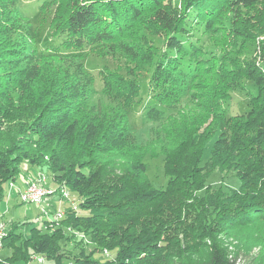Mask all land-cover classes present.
<instances>
[{
	"label": "trees",
	"instance_id": "1",
	"mask_svg": "<svg viewBox=\"0 0 264 264\" xmlns=\"http://www.w3.org/2000/svg\"><path fill=\"white\" fill-rule=\"evenodd\" d=\"M15 3L0 0V200L26 163L75 197L77 210L67 205L57 221L86 228L113 253L102 264H264V0H41L43 18L54 7L49 27L60 38L44 50ZM241 45L253 46L250 58ZM87 53L124 59L125 74L99 71L108 104L89 103ZM142 84L154 102L142 108L157 127L164 188L151 184L150 149L130 130ZM244 84L254 88L247 110L226 115L222 104ZM216 170L234 172L239 187L206 184ZM4 222L0 249L9 238L12 252L0 264L97 263L81 247L64 251L59 227Z\"/></svg>",
	"mask_w": 264,
	"mask_h": 264
},
{
	"label": "rangeland",
	"instance_id": "2",
	"mask_svg": "<svg viewBox=\"0 0 264 264\" xmlns=\"http://www.w3.org/2000/svg\"><path fill=\"white\" fill-rule=\"evenodd\" d=\"M15 2H16L15 3L16 6H18L20 11L23 14L29 16L30 18L29 28L31 35L34 37V45L41 50H44L45 48H49L52 46H58L60 43V38L51 36V29L49 27V21L52 16L54 7H51L43 18L38 10V5L41 2V0H15ZM198 37L199 39H201V43H204L207 50L209 51L217 50L216 49L217 46L210 39H208V36L205 33H200ZM238 46H240V44ZM87 49L88 48H85L83 53L86 52ZM252 49L253 46L251 45H247L246 48L242 46L241 59L250 58L253 53ZM223 52L226 53V55H228L226 51ZM83 61L86 66V69L91 71L95 78V87H94L95 93H92L90 96V100H89L90 105H95L98 102H102L104 105L108 104V101L105 99V97L101 95L100 89L102 87V84L100 82L99 71L105 65L114 69L115 71H118L121 74H125L124 67L126 66V64L124 62V59H119L118 57L116 59L111 57H99L93 53H87L85 54ZM261 63H263L264 65V61ZM150 69L151 68L148 67L144 70L142 69L138 70L137 73H139L141 70L142 71L138 74L137 79L145 83L148 80ZM244 85L246 87L245 90L240 87H234L232 89V94H231L232 96L230 100L222 104V108L226 112V115L243 113L247 110L249 95L246 92L251 91L252 93H254V88H252L250 84L248 85L244 84ZM139 100L140 103L137 105L136 108H134L133 112L129 116V120L131 123L130 130L133 132V135L135 136L138 145H141L143 148H145V145H148L150 149L148 153L144 156V162L147 165L146 173L151 181V184L156 188H164V186L167 183L168 177L164 175V171H163V162H162L163 155L160 153L159 146L156 145L157 143L154 142L151 134L152 128L155 130L157 129V127L156 125L147 123L143 114L142 107L144 106L146 107L147 105L150 106L154 104L152 100H148L147 98L145 84L141 85ZM209 148H210V143L207 144L203 152V161L209 156ZM26 165H27L26 163L21 164L20 175L15 181L16 183H14V188L12 187L13 193L16 194L17 192V194L14 198L10 199L11 204L8 213L6 212V207H8V205L6 207L4 206L6 200L4 198L0 200V214L6 212V214L3 215V219L6 221V223L16 222V221L26 222V221L35 220L38 227L41 229L40 230L41 232L53 231L55 230V228L59 227L62 230H61V234H59L60 237L58 238L57 241H59L64 251H69V252L71 251L73 253L79 251V248L81 247L85 253L91 254V257L97 261L96 264H102L108 259V257H111L110 254L112 255L113 253L111 252L105 253V251L102 252L103 249L101 250L100 247H97L91 242L90 240L91 235L90 233L85 231L86 228H81L79 229V231H77V230H73L71 227H64L63 225L58 223L57 219L55 218L56 206L47 208L46 209L47 214H43L39 209V206L20 202L18 197L19 196L18 189H20L21 186L23 185L22 177L28 176L29 174H32V172H34ZM33 174L35 178L39 174L41 176H44L45 186L54 189L56 191V193L54 191V194L52 196V198L54 199L56 198V200H52V198L51 199L45 198L41 203V205H46L48 203H50L51 205L53 204L61 205L63 203L62 206L63 208H66L67 205H70L69 201H64V197H62L60 194V190L65 187H60L58 189L57 185L52 183V181H48V177L49 178L51 177L49 176L50 175L49 172L43 169ZM221 180L225 186H229L230 188L235 189L238 188L240 185L239 179L235 176L234 172L230 171L228 173H224V172L221 173L218 170L212 172L210 175L206 177V184L218 186L221 183L220 182ZM56 189H58L59 191H57ZM14 190H16V192ZM69 194L71 195V193ZM77 205L78 204L76 201L75 207H78ZM4 220L1 221L5 224ZM6 225L7 224H5V228H7ZM5 232L7 235V229L5 230ZM228 241H230L231 243H235V241L232 239H229ZM2 242L3 240L0 242V247L2 246ZM8 242H9V238L8 240H6L4 246L0 249L1 260H3L5 256L10 255L12 252L11 248L5 247V245ZM229 249L232 250V247L230 246ZM6 264H11V263H9L8 261ZM27 264H53V262L47 260L44 257L43 263H38L35 259H33L29 261Z\"/></svg>",
	"mask_w": 264,
	"mask_h": 264
},
{
	"label": "built area",
	"instance_id": "3",
	"mask_svg": "<svg viewBox=\"0 0 264 264\" xmlns=\"http://www.w3.org/2000/svg\"><path fill=\"white\" fill-rule=\"evenodd\" d=\"M33 179H36L34 174H29L28 176L22 177V182L24 184H27L28 190H29V197L28 199H21V197H19L20 201L24 202V203H28V204H34L36 206H39L40 210H46L47 208L51 207V204H46V205H39V198H45V197H52V193L48 192V191H43L41 190V187H34L33 186ZM11 191H13V189L11 188L10 184L8 186V197H10ZM16 192V190H14ZM17 194V192H16ZM70 201V207L71 204H76V200L75 199H70V198H64V201ZM63 204V203H62ZM61 205H55L56 206V219H61L64 214H65V209L62 207ZM49 206V207H48ZM3 214H0V220H3L2 218ZM2 229H7V228H1L0 227V233L2 232ZM106 253L107 250H106ZM37 260H40V257L36 258Z\"/></svg>",
	"mask_w": 264,
	"mask_h": 264
},
{
	"label": "bare ground",
	"instance_id": "4",
	"mask_svg": "<svg viewBox=\"0 0 264 264\" xmlns=\"http://www.w3.org/2000/svg\"><path fill=\"white\" fill-rule=\"evenodd\" d=\"M45 177L44 176H41L40 174L38 176H36V179H33V186L34 187H41V190L43 191H48L50 193H52V196L54 194V189H51L49 187H46L45 186ZM23 185L21 186L20 189H18V194H19V197H21V199H28L29 197V190H28V187H27V184H24L22 183ZM11 188L13 187L14 188V184H10ZM56 193V191H55ZM70 192L65 189V188H62L60 190V194L62 197L64 198H70V199H74L72 198V196L69 194ZM45 198H48V197H45ZM45 198H39V204L41 205V203L43 202V200ZM70 203V201H69ZM70 206V205H69ZM76 204H71V208L73 210H77V207H75ZM41 212L43 214H47V210H41ZM55 218H56V213H55ZM0 227L1 228H5V224L0 220ZM6 229H2V232L0 233V242L4 239L5 235H6V232H5ZM37 262L41 263L43 262V258L40 257V260H37Z\"/></svg>",
	"mask_w": 264,
	"mask_h": 264
},
{
	"label": "crops",
	"instance_id": "5",
	"mask_svg": "<svg viewBox=\"0 0 264 264\" xmlns=\"http://www.w3.org/2000/svg\"><path fill=\"white\" fill-rule=\"evenodd\" d=\"M12 196V197H11ZM16 196V194H14L12 191H11V195H10V197H8V194H7V192L5 193V197H4V199L6 200V202H5V204H4V206L6 207L7 205H8V207H6V211H7V213L9 212V209H10V199L11 198H14ZM52 197H48L47 199H51ZM53 199V198H52ZM46 203V202H45ZM48 204H50V203H48Z\"/></svg>",
	"mask_w": 264,
	"mask_h": 264
}]
</instances>
